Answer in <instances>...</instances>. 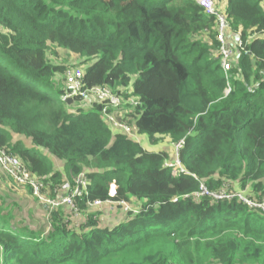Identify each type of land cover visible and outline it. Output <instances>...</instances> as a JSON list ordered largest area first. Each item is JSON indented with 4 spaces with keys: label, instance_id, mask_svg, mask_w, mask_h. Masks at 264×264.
<instances>
[{
    "label": "trees",
    "instance_id": "16d2710c",
    "mask_svg": "<svg viewBox=\"0 0 264 264\" xmlns=\"http://www.w3.org/2000/svg\"><path fill=\"white\" fill-rule=\"evenodd\" d=\"M261 1H214L229 44H243L224 71L217 17L195 0H0V148L51 197L81 171L89 180L76 214L49 211L0 167L47 220L17 223L0 203V264H264V212L236 195L264 198ZM59 49L79 58L85 87L122 97L117 117L135 135L168 134L174 147L182 139L185 172L164 166L175 152L149 151L112 128L91 95L63 101L71 66L53 60ZM113 179L111 200L136 212L108 223L111 205L87 207L108 199ZM201 184L225 195H200Z\"/></svg>",
    "mask_w": 264,
    "mask_h": 264
},
{
    "label": "built area",
    "instance_id": "2783aa9c",
    "mask_svg": "<svg viewBox=\"0 0 264 264\" xmlns=\"http://www.w3.org/2000/svg\"><path fill=\"white\" fill-rule=\"evenodd\" d=\"M202 7H204L208 15H215L218 23V35L217 38L220 43L219 57L221 66L224 71H228L231 68L235 48H243L241 39L238 36H234V46L229 44L230 38L228 37V30L230 25L226 16L223 13H219L215 10L213 0H195ZM261 5L264 7V0L261 1ZM230 91V88L225 89V94ZM93 96L98 102L102 104L101 112L105 120L114 129H119L130 135H134L132 129L123 121L118 119L116 113L122 105L123 99L119 95L115 94L111 88L107 86H93L87 88L83 83V71L81 68H70L67 70L64 77V93L62 99L66 97L86 98L87 96ZM184 141L181 139L175 143V157L173 160H166L164 166H168L172 170V174L176 175L179 172H185V169L181 166L180 159L178 157L180 149L183 147ZM0 167L6 171L12 180L19 185H29L33 194L38 198L40 203L46 204L49 211L59 208L61 206H68L75 214L77 213V207L75 198L83 194H87L89 180L85 172L77 174L73 182L65 181L59 187L55 188V195L49 196L46 192L44 183L35 178L24 163L17 157L9 153L5 148H0ZM117 193V184L113 179L108 186V199L105 201L96 199L92 202H88L90 207H103L104 205L117 204L119 206L127 207L128 211L132 213L136 212L135 208H129L128 203L125 201L111 200ZM200 195H213L215 197H221L225 194L222 192L212 193L209 192L206 187L200 185ZM231 195V194H228ZM227 195V196H228ZM243 201L249 205L259 207L264 212V198L260 203L252 202L251 200L242 196L241 193H237ZM176 200V199H175Z\"/></svg>",
    "mask_w": 264,
    "mask_h": 264
},
{
    "label": "rangeland",
    "instance_id": "374dc122",
    "mask_svg": "<svg viewBox=\"0 0 264 264\" xmlns=\"http://www.w3.org/2000/svg\"><path fill=\"white\" fill-rule=\"evenodd\" d=\"M215 1V0H213ZM229 32V31H228ZM57 55L54 57V61L65 63L72 67H79L82 69V66L78 65L79 58L64 49H59L56 52ZM64 86V83H60V86ZM94 98L93 96L90 97ZM118 115V113H116ZM128 125V124H127ZM129 126V125H128ZM136 140H139L143 147L149 151H166L168 158L174 157L175 147L170 136L168 134H159L156 133L151 138L150 135L146 133L134 134ZM154 138H157L154 140ZM42 150V149H41ZM169 160V159H168ZM55 164L57 166L62 165L58 160L55 159ZM83 172V171H81ZM80 173V172H79ZM78 173V174H79ZM5 184V185H4ZM25 192V191H23ZM244 192V191H243ZM261 202V201H260ZM0 203H2L6 208L12 209L16 222H23L34 226H45L47 227V220L45 217V212L39 206L36 199L31 194H23L21 190H18L16 187L11 185V182H6L2 175L0 174ZM129 208H133L131 204L128 203ZM112 209L109 210V215H105L101 218V221L107 220L108 223H111L113 220L124 217L127 212V207L115 206L111 204ZM103 208V207H101ZM100 207H87V210L92 209H101ZM105 209V208H104Z\"/></svg>",
    "mask_w": 264,
    "mask_h": 264
},
{
    "label": "water",
    "instance_id": "95a60500",
    "mask_svg": "<svg viewBox=\"0 0 264 264\" xmlns=\"http://www.w3.org/2000/svg\"><path fill=\"white\" fill-rule=\"evenodd\" d=\"M69 106H76L77 101L73 97H66L63 99ZM44 207H46V204H43Z\"/></svg>",
    "mask_w": 264,
    "mask_h": 264
},
{
    "label": "clouds",
    "instance_id": "9594fccd",
    "mask_svg": "<svg viewBox=\"0 0 264 264\" xmlns=\"http://www.w3.org/2000/svg\"><path fill=\"white\" fill-rule=\"evenodd\" d=\"M219 193V192H218Z\"/></svg>",
    "mask_w": 264,
    "mask_h": 264
},
{
    "label": "crops",
    "instance_id": "0c3cea01",
    "mask_svg": "<svg viewBox=\"0 0 264 264\" xmlns=\"http://www.w3.org/2000/svg\"><path fill=\"white\" fill-rule=\"evenodd\" d=\"M44 206V205H43Z\"/></svg>",
    "mask_w": 264,
    "mask_h": 264
}]
</instances>
